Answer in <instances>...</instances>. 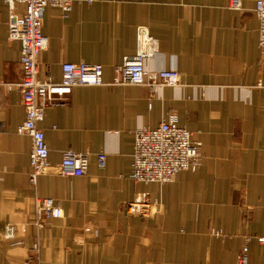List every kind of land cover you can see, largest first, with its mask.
I'll list each match as a JSON object with an SVG mask.
<instances>
[{"label": "crops", "instance_id": "obj_1", "mask_svg": "<svg viewBox=\"0 0 264 264\" xmlns=\"http://www.w3.org/2000/svg\"><path fill=\"white\" fill-rule=\"evenodd\" d=\"M240 1L236 10L229 0H94L73 3L67 16L46 7L40 79L58 81L61 63L83 61L100 64L109 83L142 28L155 42L148 68L176 70L179 84L74 87L39 126L51 164L71 149L88 154L87 171L32 184L31 139L17 132L20 43L7 38L0 0V264H235L244 243L249 263L264 264V49L256 0ZM169 113L201 141V166L166 184L134 182V130ZM138 192L155 202L142 216L123 208ZM35 196L62 208L40 230ZM7 224L17 226L13 240L2 237Z\"/></svg>", "mask_w": 264, "mask_h": 264}, {"label": "built area", "instance_id": "obj_2", "mask_svg": "<svg viewBox=\"0 0 264 264\" xmlns=\"http://www.w3.org/2000/svg\"><path fill=\"white\" fill-rule=\"evenodd\" d=\"M7 6L9 17L7 22V38L20 43L18 59V89L22 96L24 119L17 127V132L30 137L29 182L35 184L37 178L45 174L63 176H81L88 168V154L68 149L62 152L56 164L48 160V147L39 124L44 120L45 110L58 104L68 96L76 86H120L145 85L176 87L179 84L178 72L174 69L150 70L147 63L155 56V42L142 29H136L135 52L123 56L121 62L114 67V75L109 83L103 81V68L100 64L86 62H63L60 64L58 81L40 79L38 76V59L47 46V38L42 32L44 11L46 7L59 8L62 16H67L73 3L94 0H2ZM23 7L20 13L16 6ZM229 7L240 9V0H229ZM258 22V45L264 49V0H256L253 8ZM202 143L195 133L178 124L177 116L169 113L155 128L138 127L133 132V148L131 153V170L128 177L134 182L166 184L183 171L194 172L201 166ZM98 166L102 168L105 154H96ZM35 217L33 225L37 230L43 228L50 218L62 216V208L55 200L35 196L33 198ZM155 202H150L145 192H138L133 199L125 202L123 208L129 214L144 215ZM2 228V237L14 239L13 225ZM212 234L220 236L221 232L212 230ZM257 241L264 242L263 237ZM33 250L38 251V243L34 242ZM235 264H250L248 246L244 243L239 250Z\"/></svg>", "mask_w": 264, "mask_h": 264}, {"label": "rangeland", "instance_id": "obj_3", "mask_svg": "<svg viewBox=\"0 0 264 264\" xmlns=\"http://www.w3.org/2000/svg\"><path fill=\"white\" fill-rule=\"evenodd\" d=\"M13 225V226H12ZM11 226L13 227V234H14V237H15V234H16V231H17V226L15 224H12ZM5 239V238H3ZM32 252H38L37 250H33V249H30Z\"/></svg>", "mask_w": 264, "mask_h": 264}]
</instances>
